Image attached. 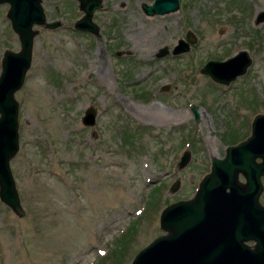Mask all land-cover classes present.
<instances>
[{"label": "rangeland", "instance_id": "374dc122", "mask_svg": "<svg viewBox=\"0 0 264 264\" xmlns=\"http://www.w3.org/2000/svg\"><path fill=\"white\" fill-rule=\"evenodd\" d=\"M152 1L101 0L95 36L74 30L76 0H41L45 21L59 25H33L31 64L14 92L9 167L24 215L0 202V264H130L163 233L160 211L190 198L211 158L264 113V0H178L175 11L148 16L141 4ZM7 7L0 62L19 49ZM186 34L194 43L171 54ZM239 50L251 63L228 85L199 73ZM89 106L93 127L80 122Z\"/></svg>", "mask_w": 264, "mask_h": 264}, {"label": "water", "instance_id": "95a60500", "mask_svg": "<svg viewBox=\"0 0 264 264\" xmlns=\"http://www.w3.org/2000/svg\"><path fill=\"white\" fill-rule=\"evenodd\" d=\"M40 2L0 0L8 6L5 17L19 42L17 51L4 50L0 62V202L17 215H24V210L9 167L18 150L14 92L31 64L33 25L48 29L59 25V21H45ZM76 2L82 15L74 21V30L96 36L98 26L92 16L102 7L101 0ZM141 8L148 16L162 15L175 11L178 0H153L149 5L142 3ZM192 43L194 38L186 34L184 40H177L171 54L187 51ZM167 51L162 47L156 56ZM250 63L247 51L239 50L224 60H208L199 73L228 85L243 75ZM96 115V109L89 106L80 117L81 124L93 127ZM188 160L189 152L184 151L178 168ZM263 176L264 113H256L249 135L226 146L221 158H211L209 171L199 180L193 196L169 203L160 211L158 225L163 233L139 249L130 264H264V206L259 202Z\"/></svg>", "mask_w": 264, "mask_h": 264}, {"label": "trees", "instance_id": "16d2710c", "mask_svg": "<svg viewBox=\"0 0 264 264\" xmlns=\"http://www.w3.org/2000/svg\"><path fill=\"white\" fill-rule=\"evenodd\" d=\"M230 143H232V142H230ZM151 195L153 196V193L152 192H151ZM151 195L149 196V198H153V197H151ZM150 201H151V199H150ZM149 204H150V202H149Z\"/></svg>", "mask_w": 264, "mask_h": 264}, {"label": "flooded vegetation", "instance_id": "af4514ba", "mask_svg": "<svg viewBox=\"0 0 264 264\" xmlns=\"http://www.w3.org/2000/svg\"><path fill=\"white\" fill-rule=\"evenodd\" d=\"M240 178H241V177H240ZM240 178H239V179H240ZM240 180H242V178H241Z\"/></svg>", "mask_w": 264, "mask_h": 264}]
</instances>
